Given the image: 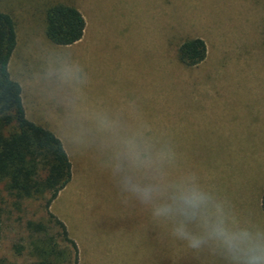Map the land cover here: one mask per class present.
<instances>
[{
    "label": "rangeland",
    "instance_id": "rangeland-1",
    "mask_svg": "<svg viewBox=\"0 0 264 264\" xmlns=\"http://www.w3.org/2000/svg\"><path fill=\"white\" fill-rule=\"evenodd\" d=\"M54 2L83 16L76 43L43 36ZM0 10L17 29L9 69L26 114L59 136L72 163L51 211L78 243L79 264L92 255L93 264L116 255L120 264H234L205 219L264 237V0H0ZM193 30L210 31L221 51L185 66L177 46ZM133 185L151 188V199ZM188 190L206 198L187 224L198 249L174 234L183 217L155 214ZM0 208V259L26 263L24 221L41 210Z\"/></svg>",
    "mask_w": 264,
    "mask_h": 264
},
{
    "label": "trees",
    "instance_id": "trees-1",
    "mask_svg": "<svg viewBox=\"0 0 264 264\" xmlns=\"http://www.w3.org/2000/svg\"><path fill=\"white\" fill-rule=\"evenodd\" d=\"M83 28V16L73 5L54 2L44 7L43 33L51 43L71 44L81 37ZM14 46L15 22L0 10V203L4 200L9 211L20 213L28 203L41 210L24 221L29 261L0 259V264H77L75 242L49 210L70 178V163L58 137L25 115L20 86L8 71ZM204 56L205 45L198 37L183 39L177 46V58L185 66L198 64ZM260 208L264 211V187Z\"/></svg>",
    "mask_w": 264,
    "mask_h": 264
},
{
    "label": "clouds",
    "instance_id": "clouds-1",
    "mask_svg": "<svg viewBox=\"0 0 264 264\" xmlns=\"http://www.w3.org/2000/svg\"><path fill=\"white\" fill-rule=\"evenodd\" d=\"M132 190L142 193L145 200L151 199V188L141 189L137 185ZM172 204H165L156 208L155 214L160 216L178 215L183 217L174 230V234L188 241L189 247L198 249L202 238L194 235L187 228V224L200 217L206 198L203 194L195 191H181L173 198ZM204 226L207 234L217 240L219 245L226 250L234 264H264V237L254 235L246 229L230 230L223 219L215 221L205 219Z\"/></svg>",
    "mask_w": 264,
    "mask_h": 264
},
{
    "label": "crops",
    "instance_id": "crops-1",
    "mask_svg": "<svg viewBox=\"0 0 264 264\" xmlns=\"http://www.w3.org/2000/svg\"><path fill=\"white\" fill-rule=\"evenodd\" d=\"M84 19V18H83ZM14 20V19H13ZM84 25H85V23H84ZM43 26V25H42ZM83 30H84V28H83ZM42 32H43V27H42ZM82 33H83V31H82ZM43 36H44V33H43ZM45 37V36H44ZM192 37H198V38H200V39H202L203 40V42H204V45H205V56H204V58H203V60L202 61H200L199 63H202L204 60H206L207 59V57L209 56V52H210V50L211 51H215V49H214V46H216V47H218L217 49L218 50H220L221 51V49H219V45H220V43H217L216 42V40H215V38H213V35L212 34H210V31H209V33H208V31H205V32H202V33H198V32H194V30H193V32H191V33H188V37H184V39H187V38H192ZM166 38H167V36H166ZM45 39L47 40V38L45 37ZM80 39V38H79ZM78 39V40H79ZM78 40H76L75 42H73V43H76ZM48 41V40H47ZM48 42H50V41H48ZM17 43H18V38H17V29H16V26H15V46H14V49L12 50V52H11V55H10V57H9V60H8V71H9V74H10V77L12 78V79H14L15 81H17L18 82V84H19V86H20V96H21V101H22V105H23V107H24V111H25V106H24V103H23V87H22V84H21V82L18 80V79H16L15 77H13L12 75H11V73H10V69H9V64H10V61H11V58H12V55H13V53L15 52V49L17 48ZM51 43V42H50ZM51 44H53V43H51ZM72 44V43H71ZM53 45H56V44H53ZM69 45V44H68ZM131 45V44H130ZM58 46H66V45H58ZM149 47H152L151 45L149 46ZM210 49V50H209ZM135 50V49H134ZM150 52H151V50H149ZM219 51H217L216 53H218ZM133 54H134V56H136L135 55V51H133ZM149 54V53H148ZM25 115H26V117L28 118V119H30V120H32V121H34L35 123H38V124H40V125H42V126H45V127H48V125L46 124V123H42V122H40V121H37L36 119H32V118H30V117H28L27 116V114H26V111H25ZM55 134V133H54ZM57 137H58V139L61 141V139L59 138V136L58 135H56ZM61 143H62V141H61ZM62 146H63V143H62ZM63 148H64V146H63ZM64 150H65V148H64ZM65 152H66V150H65ZM66 155H67V157H68V160H69V163H70V178H69V180L67 181V183L64 185V186H66L67 184H69V182L71 181V179H72V177H73V175H72V163H71V160H70V158H69V156H68V154H67V152H66ZM63 186V187H64ZM62 187V188H63ZM61 188V189H62ZM60 189V190H61ZM59 190V191H60ZM59 191L57 192V194H56V196L54 197V199L51 201V203H50V205H49V210H50V212L54 215V216H56L58 219H60L62 222H63V224H64V226H65V228H66V231H67V233H68V236L75 242V244H76V248H77V264H79V262H80V260H81V249L79 248V245H78V243L76 242V240H75V238H73V237H71L70 236V232H69V229H68V226H67V223H66V221L64 220V219H62V217H60L59 216V214H57V213H53L52 211H51V204L52 203H54L55 202V200L57 199V196L59 195ZM94 233H87V234H85L86 235V237H85V239H87V240H89L90 239V236L91 235H93ZM98 233H95V235H97ZM107 234V233H106ZM105 235V234H104ZM83 237V238H84ZM88 243V242H87ZM90 244H91V242H89L88 243V247L90 246ZM92 244H94V243H92ZM111 255H113V254H111ZM115 256V255H114ZM113 257V256H112ZM92 258V259H91ZM89 260H88V264H93V263H95L97 260L96 259H98L99 257H95V256H93L92 255V257H91ZM119 261H120V258H118V256L116 255L115 257H113L112 258V260L110 261V264H112V263H119ZM112 262V263H111ZM121 263V262H120ZM119 263V264H120Z\"/></svg>",
    "mask_w": 264,
    "mask_h": 264
}]
</instances>
